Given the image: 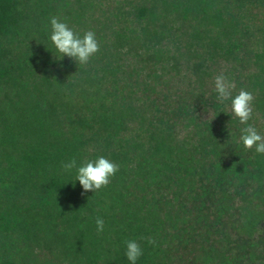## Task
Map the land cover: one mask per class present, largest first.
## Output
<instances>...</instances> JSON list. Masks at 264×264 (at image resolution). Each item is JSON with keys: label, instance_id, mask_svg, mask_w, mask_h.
<instances>
[{"label": "trees", "instance_id": "16d2710c", "mask_svg": "<svg viewBox=\"0 0 264 264\" xmlns=\"http://www.w3.org/2000/svg\"><path fill=\"white\" fill-rule=\"evenodd\" d=\"M51 17L98 52L62 58ZM217 76L264 136V0H0V264H128L131 239L137 264H264V156ZM101 155L97 192L62 168Z\"/></svg>", "mask_w": 264, "mask_h": 264}, {"label": "clouds", "instance_id": "9594fccd", "mask_svg": "<svg viewBox=\"0 0 264 264\" xmlns=\"http://www.w3.org/2000/svg\"><path fill=\"white\" fill-rule=\"evenodd\" d=\"M50 40L56 52L62 57L70 58L81 65L98 52L99 44L95 33L86 31L82 36L73 31L67 23L56 17H51ZM232 85L226 77L215 78L216 101L224 105L230 101L231 112L237 120V147L244 150H253L256 155L264 156V136L260 134L254 124L249 123L252 119L251 103L253 94L250 91L241 90L238 94H231ZM243 125V127H239ZM65 173L71 174L74 170L75 182H78L84 192H97L106 187L110 179L117 173L118 165L106 156H97L94 159L82 161L79 164L75 159L69 160L62 165ZM97 234L104 231V220L95 218ZM142 255V249L135 239L125 242L124 256L128 264H137Z\"/></svg>", "mask_w": 264, "mask_h": 264}]
</instances>
